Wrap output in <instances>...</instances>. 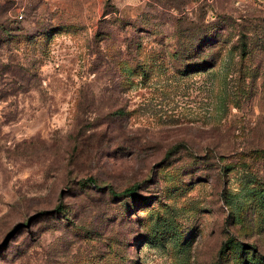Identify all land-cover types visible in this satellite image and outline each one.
<instances>
[{
	"label": "rangeland",
	"instance_id": "1",
	"mask_svg": "<svg viewBox=\"0 0 264 264\" xmlns=\"http://www.w3.org/2000/svg\"><path fill=\"white\" fill-rule=\"evenodd\" d=\"M0 264H264V0H0Z\"/></svg>",
	"mask_w": 264,
	"mask_h": 264
},
{
	"label": "trees",
	"instance_id": "2",
	"mask_svg": "<svg viewBox=\"0 0 264 264\" xmlns=\"http://www.w3.org/2000/svg\"><path fill=\"white\" fill-rule=\"evenodd\" d=\"M131 191V189H124V193H127V192H130Z\"/></svg>",
	"mask_w": 264,
	"mask_h": 264
}]
</instances>
